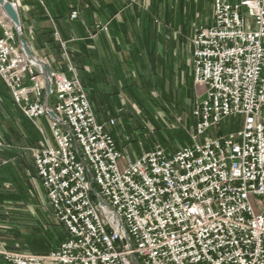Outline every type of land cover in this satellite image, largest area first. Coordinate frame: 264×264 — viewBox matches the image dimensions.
Segmentation results:
<instances>
[{"label":"built area","instance_id":"obj_1","mask_svg":"<svg viewBox=\"0 0 264 264\" xmlns=\"http://www.w3.org/2000/svg\"><path fill=\"white\" fill-rule=\"evenodd\" d=\"M0 29V78L42 135L35 167L68 232L46 254L2 247L5 264H264V0H214L213 25L191 38L193 79L203 88L194 143L137 160L108 132L114 120L97 121L78 77L49 68L46 78V63L25 55L1 6ZM236 116L241 129L196 141Z\"/></svg>","mask_w":264,"mask_h":264},{"label":"crops","instance_id":"obj_2","mask_svg":"<svg viewBox=\"0 0 264 264\" xmlns=\"http://www.w3.org/2000/svg\"><path fill=\"white\" fill-rule=\"evenodd\" d=\"M195 8L193 15L199 23L186 25V16ZM34 9L41 10L38 6ZM45 10L48 19L40 17L33 48L46 55L51 70L68 79L78 77L101 124L122 115L118 100H182L181 89H191L194 81L191 36L196 28L214 23V0H46ZM73 11L78 13L76 20L70 18ZM56 18L63 19L62 26ZM49 30L65 48L61 60L50 50ZM5 90L10 95L0 78V91ZM190 95L195 97L193 92ZM17 110L22 127L14 139L32 150L38 143L26 138L31 132L24 126L36 127ZM111 128L107 127L110 134ZM11 142L7 152L10 161L36 175L32 157L25 160L16 142ZM132 147L131 151L137 150Z\"/></svg>","mask_w":264,"mask_h":264},{"label":"rangeland","instance_id":"obj_3","mask_svg":"<svg viewBox=\"0 0 264 264\" xmlns=\"http://www.w3.org/2000/svg\"><path fill=\"white\" fill-rule=\"evenodd\" d=\"M6 1L14 5L18 12L21 38L28 43L37 59L44 61L46 65H50L46 55L33 48L38 37L37 27L41 25L42 16L44 15L43 18L48 19L45 10L46 0L43 4L38 0ZM47 4L49 5L50 1H47ZM37 6L41 10H35L34 8ZM187 6H190L189 3ZM35 12H37L36 15L33 14ZM196 13L197 8H195L194 13L189 11L185 18L186 25L192 26L194 23H199V20L193 15ZM62 20L56 18L59 26H62ZM49 24L51 27L53 26L50 21ZM13 35L14 41L20 46L18 33L15 29H13ZM51 66L54 67L52 64ZM190 92H193L195 97L191 98ZM181 93L182 100H118V107L123 109L122 115L118 118L109 119L115 121L110 132L113 138L115 137L118 149L123 154L130 156L131 159L137 160L144 153L156 149H162L168 154H173L192 145L196 122L193 111L203 97V88L196 86L193 81L192 88L188 90L184 86ZM243 121L242 116L227 118L196 141L202 143L207 139H214L229 132L237 131L243 126ZM38 123L43 128L46 138L54 146L49 118L42 117ZM19 127L21 128L22 124L21 118L18 117V110L11 103L9 94L5 90L0 94V151L8 152L11 150L9 148L13 145L11 141L16 142L14 139L15 132L18 131ZM34 129L33 132L37 136L38 143L36 148L27 150L23 143H15L27 161H30L31 157L33 159L34 151L39 150L43 143L42 135L38 129ZM132 146L137 150L131 151L130 147L133 148ZM3 155V157L0 155V190L6 191V194L10 192L9 194L14 195L7 199L4 207H0V249L3 247L11 251L33 253L28 251L29 243L26 242L31 240V236L36 233L35 231L44 233L43 231L48 230L49 223L58 222L53 217L38 175L31 177V174L19 168L17 163L10 161L6 153ZM0 264H5L1 256Z\"/></svg>","mask_w":264,"mask_h":264},{"label":"trees","instance_id":"obj_4","mask_svg":"<svg viewBox=\"0 0 264 264\" xmlns=\"http://www.w3.org/2000/svg\"><path fill=\"white\" fill-rule=\"evenodd\" d=\"M47 40L51 46L50 50H52L53 54L57 57L58 60L59 59L61 60L64 54L63 47L53 31L49 30ZM1 93L2 92L0 91V94ZM9 99L12 102L11 95H9ZM23 123L25 122L23 121ZM24 127H25L24 129L27 130V132H31V137H28L27 135L26 138H29L32 143H36L37 140L34 139V135L32 134V130L34 129L29 127L28 124L27 126ZM3 153H6L8 156L7 152L0 151V155H2V157L4 156ZM31 177H34V175L33 176L31 175ZM6 193H7L6 191L4 192L0 190V207H4L7 199L10 198L11 195H14V194H9L10 192L8 194ZM48 225L49 228L47 231H43L44 233L42 232L37 233V231H35L36 233H34L31 236V240L26 242L29 243L28 251L33 252L35 254H46L52 252L56 250L62 244V242L68 237L67 230L61 224L52 222L49 223ZM12 251H16V250H12Z\"/></svg>","mask_w":264,"mask_h":264},{"label":"water","instance_id":"obj_5","mask_svg":"<svg viewBox=\"0 0 264 264\" xmlns=\"http://www.w3.org/2000/svg\"><path fill=\"white\" fill-rule=\"evenodd\" d=\"M0 6L1 8L4 10V12L6 13V15L9 17L15 31L18 33V39H19V44L20 47L22 48V50L24 51L25 55L33 62H38V60L36 59V57L34 56V54L32 53L28 43L23 40L19 34L20 31V19H19V15L17 10L15 9V7L11 4L6 2L5 0H0ZM42 70L46 76V78L48 77L49 73H50V69L41 64ZM51 116H54L53 113H51Z\"/></svg>","mask_w":264,"mask_h":264}]
</instances>
